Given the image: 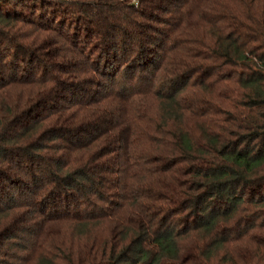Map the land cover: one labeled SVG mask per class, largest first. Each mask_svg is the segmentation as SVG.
<instances>
[{"label":"trees","instance_id":"trees-1","mask_svg":"<svg viewBox=\"0 0 264 264\" xmlns=\"http://www.w3.org/2000/svg\"><path fill=\"white\" fill-rule=\"evenodd\" d=\"M0 264H264V0H0Z\"/></svg>","mask_w":264,"mask_h":264},{"label":"rangeland","instance_id":"rangeland-1","mask_svg":"<svg viewBox=\"0 0 264 264\" xmlns=\"http://www.w3.org/2000/svg\"><path fill=\"white\" fill-rule=\"evenodd\" d=\"M136 1H133V3L136 5V3H135ZM51 9V8H50ZM69 23L71 24V20L69 21ZM64 28H66L67 30L68 29H71V27H68V26H66V27H64ZM124 74V70L122 69V71L119 73V76H122ZM101 76H99L98 77V80H99V78H100ZM97 80V79H96ZM9 242H10V240L8 241L7 240V243L6 244H8L9 245ZM17 244H19V243H17ZM13 245V244H12ZM9 247H11V248H13L14 250H16V243L13 245V246H10L9 245ZM9 247H7V248H9ZM9 250V249H8ZM12 254V253H11Z\"/></svg>","mask_w":264,"mask_h":264}]
</instances>
